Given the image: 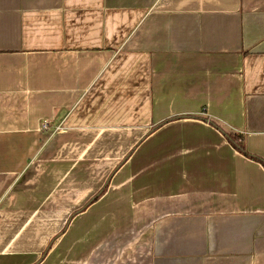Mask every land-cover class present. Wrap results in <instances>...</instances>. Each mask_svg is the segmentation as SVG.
Here are the masks:
<instances>
[{"label": "crops", "instance_id": "1", "mask_svg": "<svg viewBox=\"0 0 264 264\" xmlns=\"http://www.w3.org/2000/svg\"><path fill=\"white\" fill-rule=\"evenodd\" d=\"M254 156L264 0H0V264H264Z\"/></svg>", "mask_w": 264, "mask_h": 264}, {"label": "trees", "instance_id": "2", "mask_svg": "<svg viewBox=\"0 0 264 264\" xmlns=\"http://www.w3.org/2000/svg\"><path fill=\"white\" fill-rule=\"evenodd\" d=\"M229 138L236 147L240 148V150H242L243 152H246V148H245L242 136L240 134H237V133L229 134ZM254 157L258 159L262 164H264V161H262L260 158L256 156Z\"/></svg>", "mask_w": 264, "mask_h": 264}, {"label": "built area", "instance_id": "3", "mask_svg": "<svg viewBox=\"0 0 264 264\" xmlns=\"http://www.w3.org/2000/svg\"><path fill=\"white\" fill-rule=\"evenodd\" d=\"M42 128L45 130H47L49 128V121L48 120L44 119V121L42 123ZM56 129H58V128H56Z\"/></svg>", "mask_w": 264, "mask_h": 264}]
</instances>
